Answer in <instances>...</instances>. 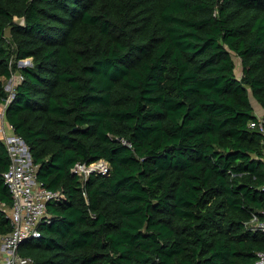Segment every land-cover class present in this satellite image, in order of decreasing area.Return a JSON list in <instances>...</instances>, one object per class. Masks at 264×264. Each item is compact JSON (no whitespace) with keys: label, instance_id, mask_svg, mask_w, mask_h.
I'll return each instance as SVG.
<instances>
[{"label":"trees","instance_id":"1","mask_svg":"<svg viewBox=\"0 0 264 264\" xmlns=\"http://www.w3.org/2000/svg\"><path fill=\"white\" fill-rule=\"evenodd\" d=\"M250 94L264 109V0H0L4 117L37 179L62 195L19 253L33 264H255L264 135L250 127ZM100 159L108 174L72 172ZM10 163L0 139V237L12 230Z\"/></svg>","mask_w":264,"mask_h":264},{"label":"built area","instance_id":"2","mask_svg":"<svg viewBox=\"0 0 264 264\" xmlns=\"http://www.w3.org/2000/svg\"><path fill=\"white\" fill-rule=\"evenodd\" d=\"M8 43L11 44V41L8 40ZM18 79L20 83L23 76L20 74ZM250 127L258 129L264 135L262 117L250 121ZM9 128L11 134H8L5 128H1L0 133L11 158L3 179L13 199L11 207L4 206V210L11 218L12 230L0 237V264H33L31 258L19 253V247L27 239L40 235L39 226L49 216L48 203L58 202L62 195L58 191L44 187L37 179V166L32 162L28 145L15 134L11 125ZM110 168L109 162L100 159L90 164L78 162L72 167V172L85 180L94 173L108 174ZM252 222L264 231V218L259 220L255 215ZM255 264H264V251L257 253Z\"/></svg>","mask_w":264,"mask_h":264},{"label":"rangeland","instance_id":"3","mask_svg":"<svg viewBox=\"0 0 264 264\" xmlns=\"http://www.w3.org/2000/svg\"><path fill=\"white\" fill-rule=\"evenodd\" d=\"M18 21H21L19 19H16ZM234 60H235V63H236V74L238 77H241V73H242V66H241V60L239 57L237 56H234ZM30 59H26V60H23V63H19L20 66L22 65H30ZM20 74L18 72L14 73L12 78L10 79H4V84H5V88L6 90L12 94L16 85L18 84V76ZM250 97H251V101L253 103V105L255 106L257 104V101L255 100V98L252 96V94H250ZM4 111H5V107L1 106L0 107V120H3V117H4ZM264 119V115L262 117ZM3 124H4V127L6 128V131L8 133H10V128L8 127V122L6 121V119L3 120ZM1 125V124H0ZM2 128V126H0V129Z\"/></svg>","mask_w":264,"mask_h":264},{"label":"crops","instance_id":"4","mask_svg":"<svg viewBox=\"0 0 264 264\" xmlns=\"http://www.w3.org/2000/svg\"><path fill=\"white\" fill-rule=\"evenodd\" d=\"M1 106H3V107H5V104H0V107ZM254 111H255V114L258 116V117H263V115H264V109L262 108V106L260 105V104H256L255 106H254ZM5 119V117H3V120ZM3 120H0V126H2V128H5L4 127V124H3ZM10 126V124L8 123V127ZM5 130H6V128H5ZM8 134H11V132L10 133H8ZM0 139H2V134L0 133Z\"/></svg>","mask_w":264,"mask_h":264},{"label":"water","instance_id":"5","mask_svg":"<svg viewBox=\"0 0 264 264\" xmlns=\"http://www.w3.org/2000/svg\"><path fill=\"white\" fill-rule=\"evenodd\" d=\"M20 63H23V61H20ZM258 103V102H257ZM259 104V103H258ZM254 106V105H253Z\"/></svg>","mask_w":264,"mask_h":264}]
</instances>
